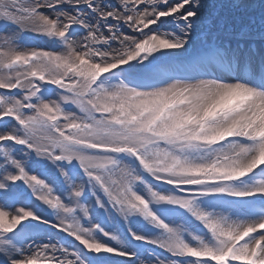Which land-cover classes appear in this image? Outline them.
<instances>
[{"label":"snow or ice","instance_id":"snow-or-ice-1","mask_svg":"<svg viewBox=\"0 0 264 264\" xmlns=\"http://www.w3.org/2000/svg\"><path fill=\"white\" fill-rule=\"evenodd\" d=\"M0 90V264H264V0H0Z\"/></svg>","mask_w":264,"mask_h":264},{"label":"rangeland","instance_id":"rangeland-1","mask_svg":"<svg viewBox=\"0 0 264 264\" xmlns=\"http://www.w3.org/2000/svg\"><path fill=\"white\" fill-rule=\"evenodd\" d=\"M10 31H11V29H10ZM23 45L28 47V48L40 46V47H44L45 50H48L50 48V45H49L46 38L41 37V36H37V35L32 34V33H26L25 34V38L23 40ZM0 91H4V90H0ZM12 91L14 92L15 90H12ZM52 99H57V97L54 95V96H52ZM51 235L54 236L57 240H59L61 243L68 244L70 247V250L74 249L77 246V242H75L73 240V238L69 237L65 233H62V232H59L56 230H52ZM152 248H153V246L149 247L148 249L152 250ZM155 251H156L157 255H164L161 252L162 250H160L159 248H156ZM120 259H123V258H120Z\"/></svg>","mask_w":264,"mask_h":264}]
</instances>
